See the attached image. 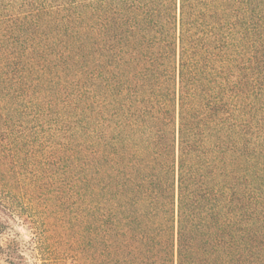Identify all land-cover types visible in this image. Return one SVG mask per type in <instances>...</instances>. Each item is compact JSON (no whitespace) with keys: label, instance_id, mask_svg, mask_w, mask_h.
Instances as JSON below:
<instances>
[{"label":"trees","instance_id":"1","mask_svg":"<svg viewBox=\"0 0 264 264\" xmlns=\"http://www.w3.org/2000/svg\"><path fill=\"white\" fill-rule=\"evenodd\" d=\"M0 264H264V0H0Z\"/></svg>","mask_w":264,"mask_h":264},{"label":"rangeland","instance_id":"2","mask_svg":"<svg viewBox=\"0 0 264 264\" xmlns=\"http://www.w3.org/2000/svg\"><path fill=\"white\" fill-rule=\"evenodd\" d=\"M23 238L24 239L26 238V235L25 234L23 235ZM90 245H91V243L89 242V240H87L85 242V256H84L85 257V263H89V261L92 259V256H93V251H92ZM61 258L64 259L65 256H61ZM69 260H67V261H69Z\"/></svg>","mask_w":264,"mask_h":264}]
</instances>
